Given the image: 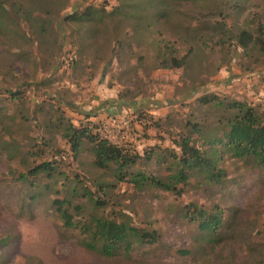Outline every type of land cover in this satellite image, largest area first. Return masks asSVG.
Masks as SVG:
<instances>
[{
	"label": "rangeland",
	"instance_id": "1",
	"mask_svg": "<svg viewBox=\"0 0 264 264\" xmlns=\"http://www.w3.org/2000/svg\"><path fill=\"white\" fill-rule=\"evenodd\" d=\"M141 1L69 0L61 15L90 5L114 13L99 23L59 17L57 48L33 43L22 51L0 32V264H264V169L254 162L224 154L221 183L193 176L179 194L138 189L117 181L113 166L94 165L89 144L73 154L56 126L59 116L63 123H95L114 144L165 156L168 163L153 157L137 168L166 175L181 135L206 149L222 117L200 96L244 101L264 120V0H174L169 12L148 6L139 30L134 7ZM243 29L261 42L239 46ZM161 51L184 56L186 64L156 68ZM44 161L49 176L26 174ZM83 188L105 205L95 207ZM54 198L71 200L75 220L125 215L159 239L100 255L64 227ZM187 206L220 209L226 219L235 211L238 236L218 244L202 239L184 216Z\"/></svg>",
	"mask_w": 264,
	"mask_h": 264
},
{
	"label": "trees",
	"instance_id": "2",
	"mask_svg": "<svg viewBox=\"0 0 264 264\" xmlns=\"http://www.w3.org/2000/svg\"><path fill=\"white\" fill-rule=\"evenodd\" d=\"M127 1L122 0V4ZM68 2L69 0H0V32L22 45V51L33 43L57 48L56 24L59 17L65 21L99 23L106 15L114 13L107 11L103 5L100 7L90 5L81 11L61 15ZM173 2L174 0L139 2L134 7L136 8L134 17L140 21L135 25L136 28L142 30L141 28L144 27L142 22L144 17L139 13L143 12L145 7H163V10L169 12L174 5ZM237 37V42L242 48L261 42L259 37H255L245 29L241 30ZM262 50L264 51V48ZM157 57L156 68H179L186 64L184 56L176 57L161 51L158 52ZM214 98L216 99L213 95L199 97L201 104H211L223 111L222 117L218 118L215 133L208 137L209 139L205 138L208 148L202 149L198 146L191 134L181 135L175 142L179 152L171 151L169 154L171 161L167 166L166 175H155L137 168L141 160L148 162L153 157L166 163L165 156H160L161 154H156L154 151H145V154L140 155L138 152H131L127 147L114 144L99 134L95 123L75 125L69 119L63 123V117L59 116V124L56 126L60 128L61 135L69 144L73 154L76 155L83 143L89 144L94 156V165L99 168L113 166V174L117 181L126 179L138 189L157 187L179 194L193 176L202 177L207 184L221 183L225 172L218 166V162L224 154L254 162L264 169V120L244 101L224 102L216 101ZM88 117L90 115L85 114V118ZM191 126L194 131L198 130L195 123ZM50 169H52L51 164L44 161L29 169L26 174L36 175L39 172H46L49 176ZM26 174H22L21 177L24 178ZM98 186L102 189L104 184L99 183ZM82 195L87 196L88 201L97 208L105 205L104 201L94 197L86 188H83ZM51 203L60 215L64 227L76 229L81 235V245L100 255L109 257L122 251L128 253L135 245L154 244L159 239L155 230L131 225L125 215L122 220L117 221L95 212L82 216L83 219L81 217L75 220L71 213L70 199L54 198ZM73 208L79 210L83 206L76 204ZM223 215L220 209L207 211L197 206H193L192 210L187 206L184 210V216L195 223L201 238L213 244L233 240L238 236L236 212L231 211L227 219Z\"/></svg>",
	"mask_w": 264,
	"mask_h": 264
}]
</instances>
